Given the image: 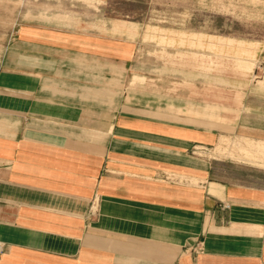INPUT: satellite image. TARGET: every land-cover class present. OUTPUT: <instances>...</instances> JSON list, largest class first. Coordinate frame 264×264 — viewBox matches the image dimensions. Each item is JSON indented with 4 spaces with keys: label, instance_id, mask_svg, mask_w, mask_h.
Wrapping results in <instances>:
<instances>
[{
    "label": "crops",
    "instance_id": "0c3cea01",
    "mask_svg": "<svg viewBox=\"0 0 264 264\" xmlns=\"http://www.w3.org/2000/svg\"><path fill=\"white\" fill-rule=\"evenodd\" d=\"M153 30L214 52L177 51L183 64L251 71L256 49L264 64V39ZM12 38L0 55V264H264V170L218 156L264 142L247 93L207 86L241 103L233 121L189 88L121 89L119 64H96L114 51L102 40L31 23Z\"/></svg>",
    "mask_w": 264,
    "mask_h": 264
},
{
    "label": "rangeland",
    "instance_id": "374dc122",
    "mask_svg": "<svg viewBox=\"0 0 264 264\" xmlns=\"http://www.w3.org/2000/svg\"><path fill=\"white\" fill-rule=\"evenodd\" d=\"M255 2L256 0H0V55L11 43L18 25L24 23L102 40L104 49L112 48L114 51H103L96 64H119L117 74L120 76L121 89L127 87L141 92L175 93L177 89L189 88L201 103L220 105L215 106L217 114L226 105L233 121L239 114L241 103L223 98L215 99L210 96L213 91L206 88L213 84L224 90L223 95L231 90H238L242 94L241 98L245 92L248 94L246 104L249 107L245 120L249 125L264 131V87L259 85V80L264 77V64H258L261 57L257 49L253 56L255 65L251 71L239 72L233 67L219 71L214 68L206 70L200 64L180 63L175 54L181 50H198L213 56L212 50L170 45L153 37L155 32L160 31L153 30L157 27L164 33L201 32L207 37L208 34L230 37L256 47L255 43H261L264 39L256 34L264 33V5H256ZM133 64L135 66L131 67ZM134 75L143 76L145 80H138ZM188 81L194 83L197 89L192 91L185 84ZM238 136L245 135L235 133L229 138ZM218 156L231 158L249 168L264 170L263 164L247 158Z\"/></svg>",
    "mask_w": 264,
    "mask_h": 264
},
{
    "label": "bare ground",
    "instance_id": "6f19581e",
    "mask_svg": "<svg viewBox=\"0 0 264 264\" xmlns=\"http://www.w3.org/2000/svg\"><path fill=\"white\" fill-rule=\"evenodd\" d=\"M244 65L251 69L253 67V64L251 62H247V64ZM224 143H226V140L224 138H221L217 146L218 151L222 149L221 147ZM233 148H235V150L237 151L239 158H247L264 165V142L248 139L243 144L237 143V145Z\"/></svg>",
    "mask_w": 264,
    "mask_h": 264
}]
</instances>
